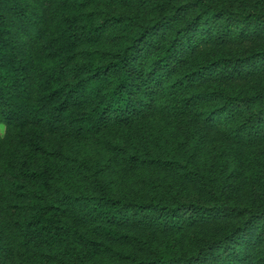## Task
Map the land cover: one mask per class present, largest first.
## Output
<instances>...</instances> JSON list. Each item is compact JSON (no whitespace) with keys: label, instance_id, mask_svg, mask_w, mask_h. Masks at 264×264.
I'll list each match as a JSON object with an SVG mask.
<instances>
[{"label":"trees","instance_id":"16d2710c","mask_svg":"<svg viewBox=\"0 0 264 264\" xmlns=\"http://www.w3.org/2000/svg\"><path fill=\"white\" fill-rule=\"evenodd\" d=\"M260 74L264 0H0V264H264Z\"/></svg>","mask_w":264,"mask_h":264},{"label":"rangeland","instance_id":"374dc122","mask_svg":"<svg viewBox=\"0 0 264 264\" xmlns=\"http://www.w3.org/2000/svg\"><path fill=\"white\" fill-rule=\"evenodd\" d=\"M234 50H236V47H233ZM264 80V74H260L255 77H247L242 80L234 81L235 85H241V86H252L254 84H257L258 82H262ZM170 121H173V119H167L159 116L151 117L150 119L146 120L145 122L138 124L139 128L137 126L131 127V131L129 136H133L138 139V145L140 146L143 144V139L140 136V133L137 131L142 130L144 134L148 137V150L154 151V150H163V144L164 143H171L174 142L176 136H178L181 133L182 127H176L171 123ZM180 124V123H179ZM178 124V125H179ZM4 123L0 121V134L4 132ZM114 130L115 133L120 134L123 138L127 135H125L126 130ZM231 145L232 149H228V147ZM206 149H214V148H220L225 149L226 152H228L231 156L233 155H239L242 154L246 157L248 151L243 149L242 147H239L238 145L231 144L227 142L225 139L223 140L221 137V134L218 133V131H214L209 134L207 144L205 145ZM246 152V155H245ZM99 154L98 149H93L92 152L88 155L87 159L89 161H92L97 155ZM142 170L138 171H129L125 168H122L120 172H116L111 176V187L112 189L118 193V194H125L133 196L139 192H143L145 189V182H146V175L147 172L142 173ZM141 172V173H139ZM249 178V172L247 171L245 173L244 178L239 177L238 181L242 182L243 180L245 182L248 181Z\"/></svg>","mask_w":264,"mask_h":264}]
</instances>
